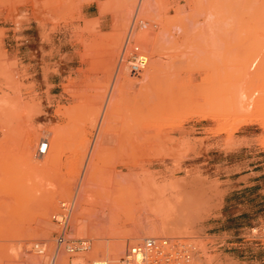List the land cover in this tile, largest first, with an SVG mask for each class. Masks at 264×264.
<instances>
[{"label":"rangeland","instance_id":"obj_1","mask_svg":"<svg viewBox=\"0 0 264 264\" xmlns=\"http://www.w3.org/2000/svg\"><path fill=\"white\" fill-rule=\"evenodd\" d=\"M86 1L92 0H0V146L20 137L35 166L29 190L10 189L16 177L0 182V208L16 215L32 200L42 203L43 188L49 192L27 237L0 240V264H48L57 229L51 217L62 202L73 204L69 235L89 240L91 249L61 253L56 264L120 260L147 236L191 239L197 264H264V0H114L119 26L110 51L79 62ZM91 22L89 35H107L93 29L97 19ZM132 46L147 58L134 76L122 60ZM148 83L160 100L137 105ZM131 94L136 103L127 101ZM127 130L140 136L126 156L130 184L105 192L109 219L93 220L98 229L91 230L88 214L97 212L101 192L78 189L91 143L83 144L63 189L53 180L42 184L43 156L57 152L58 136ZM42 140L49 147L40 156ZM34 243L46 244L47 255H37Z\"/></svg>","mask_w":264,"mask_h":264},{"label":"crops","instance_id":"obj_2","mask_svg":"<svg viewBox=\"0 0 264 264\" xmlns=\"http://www.w3.org/2000/svg\"><path fill=\"white\" fill-rule=\"evenodd\" d=\"M117 4L118 2L114 0H100L99 3L96 0H92L81 3L80 13L82 22L79 25L85 30L83 33L85 39L77 42L78 47L76 51L79 62L88 61V58L86 59V55L88 54H97L99 57H104L110 51L111 43L109 36L113 35V31L119 26L117 15L120 8L116 6ZM102 9H104L103 12ZM95 19L98 20V23L93 29H98L100 32L107 34L106 36L93 37L88 34L87 31L90 29L91 21ZM105 19H109V22L104 26ZM16 45L19 44L16 43ZM64 54L67 53L65 52ZM150 77L151 75L149 74L147 78L150 79ZM96 138V135L58 136V140H56L58 143L57 152L50 154L48 157L44 155L43 160L45 163L38 171V175L43 180L42 184L45 181L53 180L58 189L66 188L68 174L71 173L70 170L79 166L78 155L82 153L83 144L91 143L88 147L87 157L78 181V188H85L81 189L83 192L90 190L101 192L97 193L94 200L97 212L92 211L88 214L87 222L91 230L98 229L93 224V220L100 219L101 217H103L101 219L107 220L110 213L109 208L112 207V204L107 200L108 197L105 192L111 188L115 190L128 188L130 184V166L127 165L129 159L127 160L128 157L126 156H129L131 149H136L131 145V143H135L131 141L135 137L129 135H99V140ZM10 139L3 141L9 145L0 146V182L3 183L4 178L7 177L11 179L16 177V181L7 183L11 185L10 189L29 190L30 183L28 180L33 175L31 173L35 171V166L27 160L25 152L22 151L24 140L18 136H12ZM124 139L127 140L124 141ZM93 145H96L94 147H97V149H94ZM92 147L97 151H92ZM94 152L95 154L97 153V156L99 154L97 159H95ZM86 165H89L87 166L89 170ZM94 165L95 167L93 168L92 166ZM43 190L42 203H36L35 200H32L26 206H23L21 210H18L16 215L13 213L12 208L2 207L1 205V241L23 239L29 235L31 230L33 231L35 211L46 210L45 200L48 198L49 192L46 188H43ZM6 248V243L2 244V254H7Z\"/></svg>","mask_w":264,"mask_h":264},{"label":"built area","instance_id":"obj_3","mask_svg":"<svg viewBox=\"0 0 264 264\" xmlns=\"http://www.w3.org/2000/svg\"><path fill=\"white\" fill-rule=\"evenodd\" d=\"M123 59L127 63L129 72L133 75H138L147 63L145 54L138 46H132L131 50L124 48ZM48 147L47 140L40 141L37 148L38 155L46 154ZM72 210V203L62 202L60 211L51 217L57 229L53 240V251L48 255V264H56L60 252L68 254L69 257H76L91 249L89 240L69 235ZM32 249L37 255H47L44 243H34ZM199 253L197 244L188 238L147 236L133 242L120 260L98 258L91 261L90 264H197ZM75 264L80 263L76 262Z\"/></svg>","mask_w":264,"mask_h":264},{"label":"bare ground","instance_id":"obj_4","mask_svg":"<svg viewBox=\"0 0 264 264\" xmlns=\"http://www.w3.org/2000/svg\"><path fill=\"white\" fill-rule=\"evenodd\" d=\"M141 2H142V1H141ZM139 3H140V2H139ZM140 4H141V5L138 7V8H139V11L141 10V12H142V11L144 12V5H145V4H144V1H143V3H140ZM261 8H262V7H261ZM139 21H140V20H139ZM139 23H140V22H139ZM141 23H142V21H141ZM130 24H131V23H130ZM142 24H143V23H142ZM132 25H133V24H132ZM131 27H132V26H131ZM132 28H133V27H132ZM130 35H131V34H130ZM125 43H126V41H125ZM127 43H128V41H127ZM124 45H125V44H124ZM124 45H123V46H124ZM125 46L127 47V45H125ZM125 46H124V47H125ZM119 58H120V57H119ZM142 70H143V69H142ZM147 73H148V74H147ZM147 73H146L147 75L145 76L146 78L149 76V72H147ZM130 75H131V76H134L132 73H130ZM150 78L152 79V77H150ZM147 80L149 81L150 79L147 78L146 81H147ZM115 81H116V80H115ZM146 81H144V84H145ZM155 81H157V80H155ZM150 82H151V81H150ZM150 82H149V83H150ZM149 83H148L147 85H143V87H142V88H143L142 90H146V91H144L145 93H142V92H141V95H142V94L144 95V96H142V98H139V97H140V94H139V93H138L139 95L136 94V93L134 94V95H136V96L138 95L137 97H135L133 94H131L130 96H128V100H127V101H129V104H130V103L133 104L132 101L134 100V97H135V99L137 100V103H138L137 105L141 104L142 102H143L142 104H144V103H145V104H147V103H150V104H151V101L154 100L155 98H158V99L160 100V98H159L160 96L158 95V93H156V94H157L159 97H158V96H157V97L155 96V92L152 91V90H153L152 87H151V89H152L151 91L148 90V88H149ZM151 83H152V82H151ZM151 83H150V84H151ZM161 83H162V82H161ZM128 84H129V83H128ZM160 85H161V84H160ZM144 86H145V87H144ZM144 88H145V89H144ZM155 91L157 92L158 90H155ZM159 91H160V90H159ZM114 92H115V91H114ZM120 92H121V91H120ZM153 93H154V95H153ZM114 94H115V96H114ZM114 94H113V96H112V99H115L114 97H116V96L118 95V93H117V95H116V93H114ZM119 95H120V94H119ZM132 95H133V99L131 98ZM153 96H155V98H154ZM172 97H173V96H172ZM172 97H171V99L174 100V98H172ZM130 98H131V102H130ZM137 98H139V99H141V100L139 101ZM161 98H162V97H161ZM186 98H187V96H186ZM167 99H169V98H165V100H164V98H162V100H164V101H166ZM187 99H188V98H187ZM187 99H186V100H187ZM159 100H155L154 102H157V101H159ZM179 100H180V99H179ZM111 101H112V102H111V104H112V105H111L112 108H113V107H116V106H113V105L116 104V103L113 104L114 100H111ZM124 101H125V100H124ZM164 101H163V102H164ZM187 101H188V100H187ZM154 102H152V103H154ZM159 102H160V101H159ZM185 102H186V101L184 100V103H185ZM188 102H189V101H188ZM134 103H136L135 100H134ZM116 105H117V104H116ZM119 105H120V104H119ZM126 106H128V105L126 104ZM105 108H106V107H105ZM107 108H108V109H107L106 111L108 112V111H109V107H108V105H107ZM127 108H129V109H128V112H130V113L132 112V113H133V110L130 111V110H131L130 107H127ZM114 110H115V109H114ZM118 110H120V109L118 108ZM122 110H123V109H122ZM125 111H126V110H125ZM107 112H106V113H107ZM117 112L119 113V111H117ZM205 112H206V111H205ZM108 113H109V112H108ZM120 113H121V112H120ZM134 113H135V116L133 115V118H135V117L138 115V114L136 113V111H134ZM206 113H207V112H206ZM206 113L204 114L205 116H206ZM126 114H129V113H126ZM108 115H111V114H108ZM119 115H121V114H119ZM113 116H114V115H113ZM124 117H125V116H124ZM102 118H103V117H102ZM112 118H113V117H112ZM112 118H111V119H112ZM113 121H114V120H113ZM101 124H102V123H101ZM103 125H104V124H102V126H103ZM99 126H100V127H99ZM99 126H98V127H99L98 130H99V129L102 130V129L104 128V126H103V128H101L102 126L100 125V123H99ZM107 126H108V125H107ZM127 128H128V127H127ZM113 129H114V128H113ZM108 130L111 131V129H108ZM108 130H107V131H108ZM116 130H117V129H116ZM125 130H126V129H125ZM119 131H120V130H119ZM122 131H123V130H122ZM127 131H128L127 134L129 135V130H127ZM100 133H101V132H100ZM100 133H98V134L101 135ZM119 133H120V132H119ZM123 134H126V132H122V133H121V135H123ZM99 135H96V136H97L96 139H98V140H99V138H98ZM132 135H133V137H136V138L139 137L138 139H135V138H134V140H139V139H140V136H139L138 134H136L137 136H135L134 133H132ZM96 139H95V140H96ZM118 139H119V138H118ZM141 139H142V138H141ZM119 140H120V139H119ZM125 140H127V139H124V141H125ZM134 140L131 139V141H133V142H138V141H134ZM142 140H143V139H142ZM96 145H98V144H96ZM96 145H93V147L96 146ZM93 147L91 148L92 151H97V150H94L95 148L97 149V147H94V149H93ZM120 149H121V148H120ZM131 150H132V149H131ZM90 151H91V150H90ZM100 152H101V151H100ZM91 156H92V158H93L92 153H91ZM94 156H95V159H97V158L99 157V154H98V156H97V153L95 154V152H94ZM90 159H91V158H90ZM95 161H96V160H95ZM91 164H93V162H91ZM87 166H89V165H86V167H87ZM92 167L94 168L95 165L92 166ZM87 169L89 170L88 167H87ZM94 170H95V169H94ZM85 171H86V170H85ZM86 172H87V171H86ZM89 172H90V171H89ZM83 173L85 174L84 171H83ZM91 173H92V172H91ZM81 180H82V179H81ZM87 180H88V178H87ZM81 183H82V182H81ZM80 185H81V184H80ZM85 185H86V184H85ZM81 186H82V185H81ZM78 189H79V188H78ZM81 189H85V188L83 187V188H81ZM79 191H80V189H79ZM84 191H85V190H84ZM79 193H80V192H79ZM79 193H78V194H79ZM76 197H77V196H76ZM76 197H75V199H77ZM135 240H136V239H135ZM52 242H53V241H52ZM98 247H99V246H98ZM100 247H101V246H100ZM96 249H97V248H96ZM102 249H103V247H102ZM99 250H100V248H99ZM99 250H98V251H99ZM107 250H108V249H107ZM104 251H105V250H104ZM104 251H102L101 253H104ZM107 253H109V252H107ZM107 253L104 254V257H105V255H108ZM97 254H99V253L97 252ZM101 255H102V254H101ZM58 256H61V252L58 254ZM91 256H92V255H91ZM91 256H90V257H91ZM106 257H107V256H106Z\"/></svg>","mask_w":264,"mask_h":264}]
</instances>
